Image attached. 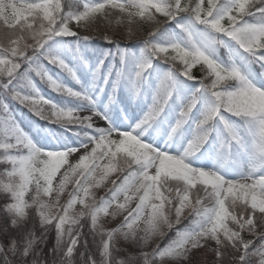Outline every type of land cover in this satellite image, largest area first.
<instances>
[{
	"label": "snow or ice",
	"instance_id": "obj_1",
	"mask_svg": "<svg viewBox=\"0 0 264 264\" xmlns=\"http://www.w3.org/2000/svg\"><path fill=\"white\" fill-rule=\"evenodd\" d=\"M0 264H264V0H0Z\"/></svg>",
	"mask_w": 264,
	"mask_h": 264
},
{
	"label": "trees",
	"instance_id": "obj_2",
	"mask_svg": "<svg viewBox=\"0 0 264 264\" xmlns=\"http://www.w3.org/2000/svg\"><path fill=\"white\" fill-rule=\"evenodd\" d=\"M24 118H25V120H27V119H28V117H27V116H25Z\"/></svg>",
	"mask_w": 264,
	"mask_h": 264
}]
</instances>
